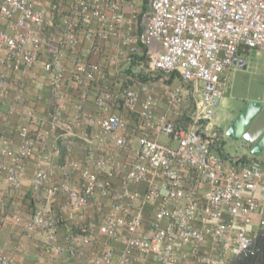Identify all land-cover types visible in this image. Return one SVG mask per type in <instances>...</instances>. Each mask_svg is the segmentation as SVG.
I'll list each match as a JSON object with an SVG mask.
<instances>
[{"label":"built area","instance_id":"obj_1","mask_svg":"<svg viewBox=\"0 0 264 264\" xmlns=\"http://www.w3.org/2000/svg\"><path fill=\"white\" fill-rule=\"evenodd\" d=\"M83 41L91 43L85 55L101 56L109 49L114 65L129 64L140 48L147 50L149 68L175 73L190 87L187 93L197 96L186 125L155 113L156 100L147 85L127 88L120 96L102 90L94 98L99 114L85 112L84 88L95 82L101 67L76 63L67 70L63 61L64 52L78 51ZM42 49L48 58L40 62ZM241 49L264 51V0H49L47 5L0 0V104L11 95L10 73L21 70L35 82L34 68L41 63L52 97L50 131L65 132L71 126L91 131V137L79 135L84 157L62 168L59 184L49 182L50 156L36 157L30 182L33 201L51 205L63 194L66 202L60 211L73 217L97 192L107 199L100 221L83 227L66 245L58 240L62 216H53L47 206H37L21 231L27 237L43 234L45 254L58 259H74L79 248L102 244L84 264H181L188 255L199 264H251L250 251L264 231V209L260 212L258 204L264 198V159L228 162L215 152L214 135L228 71ZM67 71L80 103L70 123L64 124ZM17 80L23 82L22 74ZM185 95L182 86L171 88L166 107H180ZM113 108L137 116V128L131 132L135 148L129 145L124 119ZM16 114L34 118L30 108ZM16 136L15 151L0 136V175L12 189L19 188L25 163L34 157L36 147L26 126L17 127ZM160 136L175 148L160 143ZM92 144L97 151L111 148L98 155ZM126 150L131 154L119 162L118 153ZM69 171L78 175V184L68 180ZM132 186H143V192ZM146 206L155 208L145 223ZM256 215L258 234L252 235ZM4 222L0 217V226ZM207 245L216 247L215 253L201 252ZM0 264H15L1 246Z\"/></svg>","mask_w":264,"mask_h":264},{"label":"rangeland","instance_id":"obj_2","mask_svg":"<svg viewBox=\"0 0 264 264\" xmlns=\"http://www.w3.org/2000/svg\"><path fill=\"white\" fill-rule=\"evenodd\" d=\"M49 3V0H43L42 4L47 5ZM83 47V44L81 45ZM80 47V48H81ZM45 52V49H44ZM79 52V50H78ZM46 53V52H45ZM79 55V56H76ZM107 56V55H106ZM240 57L244 60V62L247 63L245 68H239L237 66H233L230 71L228 72L227 78H226V87H225V93L220 101L219 108L216 112V116L214 119L215 124V130L214 135L223 142V153L226 154L231 159L235 158H241L243 156H248L249 152L247 148L244 146L245 142H243L240 139L230 138L227 136V132L229 128L231 127L233 121L236 119V117L239 115V113L244 110L247 106H262L264 107V53L258 52V55L255 56V52L249 51L247 53L240 54ZM43 61V60H42ZM40 61V62H42ZM63 61L66 66V68L72 67L74 64H88L91 62V59L85 55H80V53H71V52H64L63 54ZM41 64V63H40ZM101 67V74L96 78L95 82L90 84L94 89L98 88V90L102 91H109L114 96H120L125 89L132 88L134 90H137L140 85H147L152 90L155 100H156V107H162V97H165V92L173 87L183 85L178 78L173 79V81H169V77L167 79L157 78L154 79L157 75V72L152 70L151 68L146 67L145 65L136 67L132 70L134 74L141 75L144 78H147L148 80L146 82H141V80L124 75L123 70L121 69L122 66H116L114 64H111L110 62L106 61L104 63H98ZM115 69L117 72H115ZM39 76V74H36ZM37 76V77H38ZM163 77V76H162ZM12 79V80H11ZM11 80V95L8 99L4 100V106L3 110L1 111V117H0V125L4 124L8 130L6 134H1L2 137L6 139H13L16 135V128L20 126H26L29 131L30 135L34 140H36V146L42 148V145H39V141L41 142V138L49 137L48 135L52 132L49 129V122L51 119L52 110L49 108L48 113L50 116L46 114V111L43 112V116L38 117V113L36 111L37 105L30 104L29 100L23 98L22 94L19 92L18 88L16 91L15 88L18 87L16 84L18 82L15 78H10ZM24 80V78H23ZM26 79L23 81L24 86H29L30 83L26 84ZM36 82H42L47 86V93H46V99L49 103L52 99L51 93L48 87V83L46 82V79L44 77H40V79H37ZM105 85V87H101V85ZM75 87V85H74ZM76 88V87H75ZM70 91L78 92L79 90L71 89ZM69 94V92L67 93ZM66 94V95H67ZM19 97L22 99V102L19 103L15 97ZM195 97V96H194ZM191 95H186L183 99L182 107H181V113L184 114L189 113L193 109L194 100L197 99V96L194 98ZM50 104V103H49ZM23 108H30L34 111V118L33 119H25L21 117L20 115H17L16 112L22 110ZM183 108V109H182ZM113 112H116L120 114L124 121H130L129 124H126V132L128 134H132L131 131L134 128H137L138 120L135 114L128 113L126 111H123L119 108H113ZM158 115H162V113H159ZM48 116V117H47ZM49 118V119H48ZM61 120H63L65 123H68L69 116L61 115ZM133 125V126H132ZM87 134H90L89 132ZM0 135V136H1ZM63 139V138H62ZM133 138H130V147L135 148V144L133 141H131ZM64 142H67V138L63 139ZM46 142V141H45ZM162 144L170 145L172 148H175V143H171L169 139L165 136L162 137V140L160 141ZM92 149L95 151V146L92 144ZM39 155H48V151L50 150L46 143L43 144V148L37 149ZM109 150V148L107 149ZM36 151V149H35ZM67 151V150H66ZM98 155H105L103 151H95ZM131 152L128 150L118 153L117 160L119 162H123L128 155H130ZM67 156V155H66ZM264 157V152L259 157V159ZM70 158V157H69ZM72 161L71 159L65 160L62 162V168H64L67 163ZM78 162V161H76ZM51 166L52 162H51ZM31 169V168H30ZM24 172V171H23ZM24 173L22 174L21 178V184L18 189H12L8 186H6V183H4L3 179L0 177V198L2 197V193H4L3 198L7 200L8 205H11V212L13 213V227L14 230L18 234V238L22 239L24 238V233L21 231V224L26 221L35 208L37 206H45V201H39V203L34 202L31 197L30 192V182L31 178L24 177ZM116 182L114 184V189L117 190L119 177H116ZM4 199H1V202L4 201ZM259 200V199H258ZM262 205H264V198L260 199L259 201ZM154 210L150 209L148 210L149 213L152 214ZM100 219V218H99ZM79 223V222H78ZM88 223H97L96 221H90L87 223H79L82 225L81 229H83V225H87ZM74 227V226H72ZM79 227V226H77ZM250 234L255 235L258 234V228L256 225L252 226L250 229ZM81 234L78 232L77 235ZM26 236V235H25ZM201 252H209L208 247H204L203 249H200Z\"/></svg>","mask_w":264,"mask_h":264},{"label":"crops","instance_id":"obj_3","mask_svg":"<svg viewBox=\"0 0 264 264\" xmlns=\"http://www.w3.org/2000/svg\"><path fill=\"white\" fill-rule=\"evenodd\" d=\"M42 2H43V0H37V5H41ZM82 44H83V47H81V49H79V52L75 51V52H71V53L72 54L73 53H75V54L80 53V55H82V56L85 55L83 53V51H84V49L86 50V49L90 48L91 43L83 41ZM100 47L102 48L103 46H100ZM143 50H145V49L140 48L139 54ZM145 51L147 52V50H145ZM249 51L255 52V56L258 55V52L264 53V51H261V50L241 49L236 56L237 61L240 63L239 68H245L247 65V63L244 62V60L240 57V54L247 53ZM45 52H44V49H42V51L40 53V61H42V60L46 61L47 60L48 55ZM110 55H111V51H109V49H107L105 51L104 55H101V56H90V55H85V56H87V57H89V59H91V62H89V63H104V62L108 61L111 64H113L109 60ZM76 56H79V55H76ZM130 64L131 63L127 64L123 61H119L118 64H116V66L121 65L122 66L121 69L123 70V74L126 75L125 71H126V69L129 68ZM70 68L71 67L67 68V70L68 69L70 70ZM21 72H22L21 70H19L17 72L16 71L11 72L10 78L17 79V77H20V75L22 74L24 80L26 79V81H27L26 84H28V83H30V84H29V86H25L23 88L24 83L23 82H21V83L17 82L16 84L18 85V87L15 88L14 90L16 91L18 88H21V89H19V92L21 91L20 93L22 94L23 98L31 101L29 103L32 104L33 106L37 105L36 111L39 114L38 117L43 116L42 114L44 111H46V114L48 116H50V114L48 113V110H49V108L52 110V99L49 102L50 103L49 104L47 102V99H46L47 86L45 84H43L42 82L39 83L36 81L35 82L30 81L29 78L27 77V75L23 74ZM34 72L36 74H39V76L37 75L38 76L37 79H40V77H44L46 79V82H47V77L42 70L41 64H37L35 66ZM115 72H117L116 69H115ZM162 79H167V77L163 76ZM181 86L183 87V89H185L186 95H188L189 92L187 93V91L190 90L189 89L190 87L188 85H180V86H176V87H181ZM48 87H49V84H48ZM101 87H105V85L103 84V85H101ZM176 87H173V88H176ZM73 88L76 89L74 87V84L69 79V74L67 71L66 75H65L64 83H63V90L65 92V95L68 92H69V94L66 95V103L63 106L62 115L67 114L69 116L68 123H70L71 116H72V113L74 111L75 105L80 103L79 91L78 92L70 91ZM170 89H168V90H170ZM168 90L165 92V97L167 95ZM84 91L87 94V99L82 103V106H83L85 112H87L88 114H90L92 116H97L99 113L94 106V98H95L96 94L98 92H100L101 90L99 91L98 88L94 89V87H92V85H87L84 88ZM165 97H162V107H156L157 105L155 106V113L156 114L162 113V114L166 115L169 120H172L179 125H183V126L186 125V121H187V117H188L189 113H187V114L186 113L184 114L183 112L181 113L180 110H181L182 104L180 107H178L174 110H169L165 105ZM3 106H4V101L0 104V117H1V111L3 110ZM61 122L64 124H68V123H65L63 120H61ZM128 122H130V121L129 120L127 122L125 121L126 124H129ZM129 126H131V125L129 124ZM6 128L7 127L4 124L0 125V135L6 134L8 132V130ZM135 130H136V128H134L131 132H134ZM88 132L90 133V134H88V136L91 137L90 136L91 131L89 128L77 129V128L71 126L70 130H68V131L63 132L62 130H59L58 132H55V133L53 132V133L48 135L49 137H45L43 140H41V142L39 141V145H42V148H43V144L46 143L47 147L50 149L48 151L49 152L48 155L50 156V159H51V162L53 165V166L50 165V169H51V175H50V179H49L50 183L59 184L62 182L63 175L61 173V170H62V166H63L62 165L63 161L71 159L73 161L80 162L83 159L85 147H84V142L82 141V139L79 138V135L82 133L87 134ZM59 135H61L62 137H59ZM130 137L133 138L131 141L134 142L135 147H136L137 141H136L135 137L132 134H130ZM162 137L163 136H160L158 138L159 142L162 140ZM62 138L63 139L67 138V142L65 143ZM7 141L10 143L11 148H13L12 150L15 151V149L18 145L17 136L15 135V137H13V139L9 138V139H7ZM66 145H69L68 151H66V149H65ZM42 148L38 147V145H37L35 147V149H36L35 153H38L37 149L41 150ZM109 148H111V146ZM107 149H108V147L104 150L101 149V151H103L105 154H107L110 151ZM222 151H223V148H222ZM215 152L218 153V149H216ZM38 154H34V157H32L26 161L25 167H24V172H23L24 177L29 176L31 178L33 171L35 169V161H36V157H37L36 155H38ZM222 154H224V153L222 152ZM224 155L227 156L226 154H224ZM242 158L252 159L253 157L249 153L248 156H243L241 158H235V159H231L230 157L227 156V159H225V160L233 163V162L239 161V159H242ZM257 159H259V158H257ZM262 159H264V157L259 159V160H262ZM0 177L3 179L2 175H0ZM67 178H68V180H70L74 184L79 183L78 175L73 173V172L69 171ZM3 181H4V179H3ZM115 182H116V179H114V183ZM4 183H5V181H4ZM131 190L143 192V186H132ZM3 195H4V193H2V197L0 198V217L4 218L5 222L3 225L0 226V246L4 248L5 253L8 256H10L14 259L15 264H84L86 258L89 255H91L92 253L98 252L100 250V248L102 247V244H100L98 242L94 246H90V247H86V248H79L77 251L76 257L74 259H71V260L70 259H64V258L58 259V258L49 257L48 255L45 254V251H44V249L47 247V242H46V238L43 234H36V235H33L32 237H27L24 235V238H22V239L18 238V234L15 231H13L14 230V227H13L14 224L12 222V218L14 215L11 212V205L10 204L8 205L7 200L3 198ZM1 199L2 200L4 199V201L1 202ZM259 201H260V199L258 200V204L260 206V212H261L264 209V205H262ZM65 202H66L65 196L63 194H58L52 200L51 205H49L47 203L45 204V206H47V207H49V209H51V213L53 214V216H55V217L62 216L61 217L62 220H61V223L59 226V231H58V240L63 245H66L68 243L67 242L68 240L74 239L75 237L79 236V235H77V233L78 232L80 233V230L82 227V225L79 224L80 222L81 223H87V222H90L92 220L93 221L97 220V222H99L100 221L99 218H101V216L107 211V199L102 197L99 192H97L95 194L91 203L83 211L76 213L73 217L72 216L70 217L67 214H63L60 211L62 209V207L65 205ZM154 208L155 207H153V206H146L145 207V209H144V221H145V223L148 220H150L151 215H152L151 213L148 212V210H150V209L154 210ZM258 218H259V215H256L254 217V221L252 223V226L257 225ZM87 225H83V227H85ZM72 226H74V227H72ZM77 226H79V227H77ZM206 247L209 248L208 253H215L216 247H212L210 245H207ZM118 257H119V251L116 250L115 251V258H118ZM181 264H199V263L196 262L191 255H188L186 257V259L181 261Z\"/></svg>","mask_w":264,"mask_h":264},{"label":"water","instance_id":"obj_4","mask_svg":"<svg viewBox=\"0 0 264 264\" xmlns=\"http://www.w3.org/2000/svg\"><path fill=\"white\" fill-rule=\"evenodd\" d=\"M233 66L240 67L237 59L233 61ZM227 136L242 138L250 147V155L259 158L264 152V107L247 106L233 121Z\"/></svg>","mask_w":264,"mask_h":264},{"label":"trees","instance_id":"obj_5","mask_svg":"<svg viewBox=\"0 0 264 264\" xmlns=\"http://www.w3.org/2000/svg\"><path fill=\"white\" fill-rule=\"evenodd\" d=\"M150 60V55L145 51H141L140 54L138 55H135L132 60H131V64L129 66L128 69H126L125 73L126 75L128 76H131V77H134V78H137L139 80H141V82H146L148 79L147 78H144L142 77L141 75H136L132 72V70L136 67H140V66H143L145 65L146 67H148V62ZM162 76L166 77L168 76L169 77V81H173V79L175 78H178V76L175 74V73H171V74H164L162 72H157V75L154 79H157V78H162ZM222 146H223V142L220 140V138L216 137V149H218V155H220L222 158L224 159H227V156H225L224 154H222ZM215 149V151H216ZM255 158H252V159H246V158H242V159H239V161L237 162H240V163H248L250 162L251 160H254Z\"/></svg>","mask_w":264,"mask_h":264},{"label":"flooded vegetation","instance_id":"obj_6","mask_svg":"<svg viewBox=\"0 0 264 264\" xmlns=\"http://www.w3.org/2000/svg\"><path fill=\"white\" fill-rule=\"evenodd\" d=\"M243 142H245L242 138H240ZM248 150L249 146L245 142L244 145ZM250 253L253 255V260L251 264H264V231L260 233L256 241L254 242ZM248 255H245L243 258H247Z\"/></svg>","mask_w":264,"mask_h":264}]
</instances>
